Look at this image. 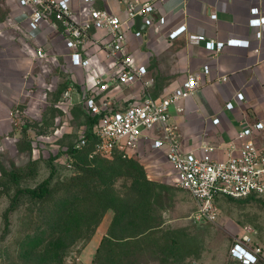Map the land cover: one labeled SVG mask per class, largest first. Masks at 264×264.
I'll return each mask as SVG.
<instances>
[{
  "label": "crops",
  "instance_id": "1",
  "mask_svg": "<svg viewBox=\"0 0 264 264\" xmlns=\"http://www.w3.org/2000/svg\"><path fill=\"white\" fill-rule=\"evenodd\" d=\"M126 1L96 0L86 4L74 0L73 18L77 22L87 21L91 8L125 18ZM134 1L153 3L155 19L162 15L167 19L164 26L156 23L147 27L142 22L143 37L140 39L128 34L129 53L148 71L146 79L150 85L147 92L157 90L151 93L152 96L163 98L182 85L188 75L201 74L199 89L179 103L183 111L178 112L174 105L170 108L171 124L179 135L181 151L225 160L229 153L239 149L237 136L245 126L264 124V26L249 25L251 8H259L260 16H264V0ZM19 14L20 10L12 0H0V138L14 133L16 116L23 114L26 104L33 107L42 103L46 91L54 92L59 86L57 78L51 79L50 72L59 68L67 74L66 79L86 90L84 72L71 66L69 50L58 28L44 26L30 38L27 24L20 23ZM213 15H216L215 19ZM181 26H186L187 31L171 40L169 34ZM258 32H261V38H257ZM91 33L95 37L104 35L103 31L93 29ZM192 35L204 36L205 40H191ZM231 39L248 41L249 46L226 47L219 52L208 49L210 41ZM37 47L45 49L49 59H35L33 51ZM90 52H98L100 59L105 61L108 75L111 74L113 64L105 59V53L96 48H91ZM205 66L209 67L208 74L203 73ZM125 87L126 90H121L123 104L145 95L140 83ZM240 93L244 95L243 101L237 98ZM229 102L234 105L232 110L226 109ZM215 119L219 122L214 123ZM257 139L264 141V130L257 134ZM205 148L214 151L206 153ZM146 153L162 154L165 158L163 150L154 149L148 142L143 145L138 158Z\"/></svg>",
  "mask_w": 264,
  "mask_h": 264
},
{
  "label": "rangeland",
  "instance_id": "2",
  "mask_svg": "<svg viewBox=\"0 0 264 264\" xmlns=\"http://www.w3.org/2000/svg\"><path fill=\"white\" fill-rule=\"evenodd\" d=\"M50 76L52 80L57 78L59 86L55 91H46L38 105L26 104L23 114L16 116L14 133L0 138V194L5 192L0 199V264H94L95 259L101 264H238L231 259L230 249L244 236H250L251 243L264 251V197L250 201L220 198L219 220L197 226L191 220L197 209L195 199L176 186L175 175L162 154L148 153L136 161L152 183L147 189L150 205H146L144 193L142 199L135 195L131 210L139 216L145 214L142 222L127 226L121 220V234L125 228L132 234L150 225L152 229L144 234L108 242L97 254L114 220L113 209L105 213L92 237H86L83 226L82 238L70 243L74 237H63L52 212L24 197L19 210L11 216L10 234L3 237L2 215L17 188L9 172L22 177L20 187H35L49 176L53 164L57 170L54 186L112 162L102 157L93 159L86 150H75L90 125V115L82 103L94 94L66 79L67 74L59 68ZM69 89L71 96L65 99L63 93ZM123 89L127 87L111 85L104 94L114 108L126 107L130 102L121 103ZM154 91L157 90L151 93ZM130 185L128 178L121 177L114 187L126 198ZM71 229L66 227L65 231ZM259 264H264V256Z\"/></svg>",
  "mask_w": 264,
  "mask_h": 264
},
{
  "label": "built area",
  "instance_id": "3",
  "mask_svg": "<svg viewBox=\"0 0 264 264\" xmlns=\"http://www.w3.org/2000/svg\"><path fill=\"white\" fill-rule=\"evenodd\" d=\"M73 1L12 0L20 10V23L27 24L30 38L44 26H56L69 50L71 66L83 70L86 92L94 95L88 96L82 105L89 115L99 117L94 128L92 156L110 158L119 155L124 159H137L147 142L154 149L163 150L176 177V186L188 192L197 203V209L191 216L197 226L213 224L219 220L217 199L244 201L264 197V141L257 139V134L264 130L263 123L245 126L237 136L239 149L229 153L225 160H215L209 155L198 157L191 152L181 151L179 135L171 124L170 108L174 105L178 112L183 111L179 103L199 89L201 74L188 75L182 85L163 98H155L147 92L150 85V81L146 79L148 71L146 66L137 64L134 56L129 53L131 41L128 34L132 33L136 39L143 37V32L135 29L138 17L150 27L156 23L164 26L166 16L155 19L156 7L153 3L128 0L124 8L125 18L103 9L91 8L89 19L77 22L73 18ZM81 1L92 4L96 0ZM114 1L120 3L122 0ZM251 15V27L264 26V16H260L259 8H251ZM212 18L215 19L216 15ZM92 29L96 32L103 31L104 35L95 37L91 33ZM186 31V26H181L172 31L169 38L175 40ZM261 35L258 32L257 38H261ZM190 39L204 41L205 37L192 35ZM207 45L210 51L219 52L226 47H248L249 42L231 39L226 42L210 41ZM91 48L105 53V59L113 64L111 74L108 75L105 61L100 59L98 52H90ZM33 55L37 60H47L50 57L41 47L35 48ZM209 71V67L205 66L203 73L208 74ZM108 82L116 86L140 83L145 95L134 98L126 107L114 108L104 95L111 86ZM73 87L71 84V88ZM98 90L101 93H97ZM71 92L72 89L65 91L64 98L69 99ZM237 98L243 101L244 95L240 93ZM233 107L231 102L226 104L228 110ZM218 122L219 119L214 120V123ZM88 144L89 140L85 135L76 149L81 150ZM213 151V148H205L206 153ZM263 256V248L254 246L250 236L237 240L230 249L231 259L238 264H257Z\"/></svg>",
  "mask_w": 264,
  "mask_h": 264
},
{
  "label": "trees",
  "instance_id": "4",
  "mask_svg": "<svg viewBox=\"0 0 264 264\" xmlns=\"http://www.w3.org/2000/svg\"><path fill=\"white\" fill-rule=\"evenodd\" d=\"M65 87H68L67 83ZM98 119L99 117H92L90 115V125L86 132L89 144L79 151L86 150L87 155L93 159L101 157L97 155L92 156L95 144L94 128ZM102 158L110 159L112 162L102 164L99 170H87L71 178L68 182H61L54 186L52 182L57 174V170L53 164L51 165L49 176L35 187H20L19 182L22 177L14 171L9 172V178L17 188L14 195L10 197L9 205L2 215V236L6 237L10 234L11 216L19 210L24 197H28L32 201L39 203L50 214L52 212L53 217L56 218V224L60 229L59 232H62L63 237L65 239L74 237L70 240V243H75L77 239L82 238L81 231L83 226L87 229L86 237H92L105 213L109 209H113L115 211L114 220L109 228V233L102 239L97 249V254L102 252V247L108 242L114 240L121 242V239H130L152 229L148 225L142 229V232L134 231L131 234L126 232L127 228H125L121 234V220L124 225L128 226L134 221L142 222V217L145 216L143 212L139 216L131 210L135 195H137V198L142 199L141 195L144 193L145 198H143L146 200V205H150V195H148L149 191L147 192V189L151 188L152 183L147 180L143 167L134 158L124 159L119 155ZM121 177L128 178L131 181L126 198L121 195V191H117L114 187L116 179H120ZM4 194L5 192L0 194V199L1 195ZM250 200L255 199L244 201ZM66 227L72 229L65 231ZM62 240L64 239L62 238ZM261 261L262 259L259 263ZM94 264L101 263H97L95 259Z\"/></svg>",
  "mask_w": 264,
  "mask_h": 264
},
{
  "label": "water",
  "instance_id": "5",
  "mask_svg": "<svg viewBox=\"0 0 264 264\" xmlns=\"http://www.w3.org/2000/svg\"><path fill=\"white\" fill-rule=\"evenodd\" d=\"M141 25H142V19L138 17L136 19V29L140 30Z\"/></svg>",
  "mask_w": 264,
  "mask_h": 264
}]
</instances>
